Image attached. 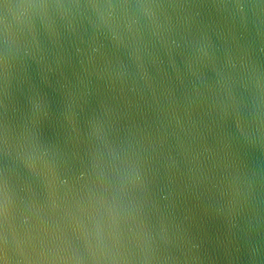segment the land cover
Wrapping results in <instances>:
<instances>
[{
  "label": "water",
  "instance_id": "95a60500",
  "mask_svg": "<svg viewBox=\"0 0 264 264\" xmlns=\"http://www.w3.org/2000/svg\"><path fill=\"white\" fill-rule=\"evenodd\" d=\"M0 264H264V0H0Z\"/></svg>",
  "mask_w": 264,
  "mask_h": 264
}]
</instances>
